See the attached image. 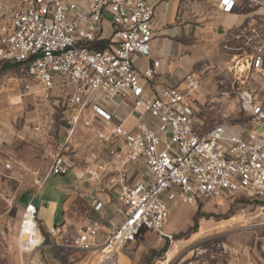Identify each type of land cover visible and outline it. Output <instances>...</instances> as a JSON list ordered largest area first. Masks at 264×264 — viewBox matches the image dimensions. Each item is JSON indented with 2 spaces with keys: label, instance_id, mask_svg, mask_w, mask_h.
<instances>
[{
  "label": "built area",
  "instance_id": "2783aa9c",
  "mask_svg": "<svg viewBox=\"0 0 264 264\" xmlns=\"http://www.w3.org/2000/svg\"><path fill=\"white\" fill-rule=\"evenodd\" d=\"M249 1L254 7L264 6L256 0ZM21 2L23 9L9 17L10 25L0 28V67L6 63L25 66L46 101L63 80L70 92L67 105L75 111L73 124L81 121L86 96L95 92L107 99L127 94L134 109H143L155 123V127L140 123L132 132L117 126L109 136L97 133L100 141L112 144V156L142 164L148 179L122 186L119 202L124 206V219L103 242L98 239L100 225L93 222L73 239L74 248L98 252L103 262H109L136 242L145 229L153 230L161 240L172 241L167 224L170 204L174 202L196 205L243 194L264 210V131H260L264 127V28H250L251 36L246 39L244 32L232 35L238 41L245 39L243 46L225 47L235 52L238 76L246 80L238 95L251 129L238 131L224 120L197 133L190 95L201 87L198 73L186 75V92L166 88L159 94H147L141 84L136 57L150 55L156 15L152 5L145 0H91L87 9H81L69 0ZM217 2L221 13L230 14L240 0ZM106 11L112 16L114 35L106 48L94 49L101 39L98 31ZM251 47L249 60L242 63L240 55ZM159 64L154 62V67ZM144 76L152 78L153 69L146 70ZM93 111L108 124L115 119L98 106ZM70 167L69 156L56 152L49 174L65 176ZM6 168L10 169L11 163ZM105 169L98 166L96 174ZM45 182L46 177L38 176L34 184L41 187ZM101 207L98 203L95 210ZM36 215L35 206L25 209L21 238L27 217L35 221L37 228ZM49 233L58 236L61 232L54 228ZM42 243L41 235L39 243L29 249L21 247L32 255L20 264H43L34 256Z\"/></svg>",
  "mask_w": 264,
  "mask_h": 264
},
{
  "label": "crops",
  "instance_id": "0c3cea01",
  "mask_svg": "<svg viewBox=\"0 0 264 264\" xmlns=\"http://www.w3.org/2000/svg\"><path fill=\"white\" fill-rule=\"evenodd\" d=\"M69 1L75 2L81 9H87L91 0ZM145 1L156 12L150 55L136 57V68L147 94H159L166 88H177L186 92V75L196 72L202 81V75L209 76L212 73L210 67L217 60L225 65L232 64L231 71L241 77L235 68V52H228L225 47L243 46L244 40L251 36L250 28H264V6L254 7L249 0H240L234 12L223 14L218 9L217 0ZM256 1L264 4V0ZM0 6L3 8L0 9V28L5 24L10 25L9 17L24 7L21 0H0ZM242 32L245 33L244 40L238 41L232 36ZM98 33L101 39L94 45V49L100 50L110 44L114 35L112 16L108 11L103 15ZM252 50L253 47L248 48L244 55H240L242 63L249 60ZM157 61L160 64L155 68L154 62ZM148 69H153V77L150 79L144 76ZM193 95H190V102L195 112L194 130L203 133L209 127L198 117L200 103L192 101ZM68 98L69 88L61 80L53 89L51 99L47 101L48 111L44 115L41 131L45 142L55 153L62 152L67 155L66 151L73 148V155H67L71 157L70 171L65 176L50 175L52 159L51 165L39 172L46 177L45 184L38 187L29 182L17 197V208L21 213L29 205L36 207L39 230L48 239L43 255L50 261L56 251L60 250L59 240L72 241L85 226L93 222L100 225L98 239L103 242L124 219V206L119 202L122 186L148 179L142 164L128 163L112 156V144L100 141L97 133L102 132L109 136L117 126L132 132L140 123L155 127L150 114L143 109H134L127 94L121 93L115 98L107 99L98 92L86 96L81 121L73 124L71 119L75 111L67 105ZM94 106L115 116L113 122L106 123L93 111ZM85 122L90 125L86 126ZM4 144L6 143L0 141V148ZM120 145L123 147V144ZM66 146L69 148L66 149ZM100 165L106 169L96 174ZM91 173L96 175L92 176ZM98 203L102 207L96 211L95 206ZM54 228L60 230L58 236L49 233ZM117 256L118 253L115 257ZM75 264L87 263L78 261Z\"/></svg>",
  "mask_w": 264,
  "mask_h": 264
},
{
  "label": "rangeland",
  "instance_id": "374dc122",
  "mask_svg": "<svg viewBox=\"0 0 264 264\" xmlns=\"http://www.w3.org/2000/svg\"><path fill=\"white\" fill-rule=\"evenodd\" d=\"M210 68L211 77L202 75L201 87L192 96L194 103H200L198 117L209 128L225 120L238 131L250 130V120L241 110L238 95L245 77H237L234 69L231 71L232 64L225 65L218 60ZM47 104L39 85L24 67L0 69V141L6 143L0 148V264H20L32 255L21 248L24 213L17 208V197L29 182L34 183L41 176L44 167L51 165L55 154L41 131ZM260 131H264V127ZM66 152L73 155V148ZM7 163H11L10 169L6 168ZM170 207L167 232L172 235V241L161 240L153 230L145 229L137 241L120 250L112 262L264 264V210L257 202L237 194L196 205L174 202ZM36 223L39 229L37 219ZM196 223L197 228L192 230ZM22 237L30 240L29 236ZM45 239L34 251V256L43 264L78 261L107 264L98 252L74 248L70 239L59 240L63 253L58 250L51 261L47 260L43 255L48 241ZM167 243L168 250L163 252Z\"/></svg>",
  "mask_w": 264,
  "mask_h": 264
},
{
  "label": "bare ground",
  "instance_id": "6f19581e",
  "mask_svg": "<svg viewBox=\"0 0 264 264\" xmlns=\"http://www.w3.org/2000/svg\"><path fill=\"white\" fill-rule=\"evenodd\" d=\"M23 235L29 236L30 240L29 241L23 240V237H22L21 247H23V248L28 247V249L33 243H38V241L41 237V235L39 234V231L36 228L35 221L31 217H27L25 219V224L23 227L22 236ZM40 241H41V239H40ZM107 264H114V263L112 261H110V262H107Z\"/></svg>",
  "mask_w": 264,
  "mask_h": 264
},
{
  "label": "trees",
  "instance_id": "16d2710c",
  "mask_svg": "<svg viewBox=\"0 0 264 264\" xmlns=\"http://www.w3.org/2000/svg\"><path fill=\"white\" fill-rule=\"evenodd\" d=\"M13 67H24L26 69L25 66H23L22 64H10V63H6V64H3L0 69L2 71H6L8 69H11ZM197 228V223L194 225V228L192 230H195ZM45 238H44V242H45ZM168 250V243L166 244L165 248L163 249V252H166Z\"/></svg>",
  "mask_w": 264,
  "mask_h": 264
}]
</instances>
